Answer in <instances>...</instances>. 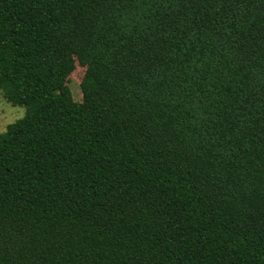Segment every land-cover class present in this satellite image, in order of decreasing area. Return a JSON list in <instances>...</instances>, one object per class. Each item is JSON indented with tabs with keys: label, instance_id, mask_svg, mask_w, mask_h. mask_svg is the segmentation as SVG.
<instances>
[{
	"label": "trees",
	"instance_id": "trees-1",
	"mask_svg": "<svg viewBox=\"0 0 264 264\" xmlns=\"http://www.w3.org/2000/svg\"><path fill=\"white\" fill-rule=\"evenodd\" d=\"M0 95V264H264V0H0Z\"/></svg>",
	"mask_w": 264,
	"mask_h": 264
},
{
	"label": "rangeland",
	"instance_id": "rangeland-1",
	"mask_svg": "<svg viewBox=\"0 0 264 264\" xmlns=\"http://www.w3.org/2000/svg\"><path fill=\"white\" fill-rule=\"evenodd\" d=\"M83 73V67L75 65L73 70L68 75L66 84L70 90L74 101H80L81 91L79 81ZM24 114V107L21 105H13L4 100L0 95V132L6 129V126L14 120L22 117Z\"/></svg>",
	"mask_w": 264,
	"mask_h": 264
}]
</instances>
